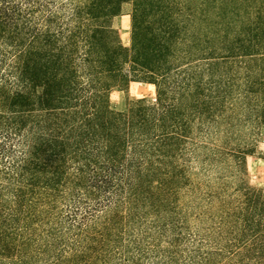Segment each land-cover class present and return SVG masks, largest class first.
<instances>
[{"label": "trees", "instance_id": "trees-1", "mask_svg": "<svg viewBox=\"0 0 264 264\" xmlns=\"http://www.w3.org/2000/svg\"><path fill=\"white\" fill-rule=\"evenodd\" d=\"M263 126L264 0H0V264H264Z\"/></svg>", "mask_w": 264, "mask_h": 264}, {"label": "rangeland", "instance_id": "rangeland-1", "mask_svg": "<svg viewBox=\"0 0 264 264\" xmlns=\"http://www.w3.org/2000/svg\"><path fill=\"white\" fill-rule=\"evenodd\" d=\"M132 3L123 5V12L114 19V25L124 46L130 45ZM155 87L152 84L132 81L125 86L112 89L110 94L111 107L117 111H126L130 104L140 98L154 101ZM251 152L247 155L245 166L241 172L244 181L256 189L264 188V126L253 137Z\"/></svg>", "mask_w": 264, "mask_h": 264}]
</instances>
